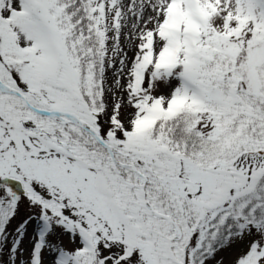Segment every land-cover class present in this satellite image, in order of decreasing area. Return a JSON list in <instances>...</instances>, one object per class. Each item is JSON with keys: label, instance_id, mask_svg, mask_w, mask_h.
Segmentation results:
<instances>
[{"label": "snow or ice", "instance_id": "snow-or-ice-1", "mask_svg": "<svg viewBox=\"0 0 264 264\" xmlns=\"http://www.w3.org/2000/svg\"><path fill=\"white\" fill-rule=\"evenodd\" d=\"M0 264H264V0H0Z\"/></svg>", "mask_w": 264, "mask_h": 264}]
</instances>
